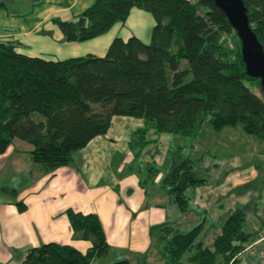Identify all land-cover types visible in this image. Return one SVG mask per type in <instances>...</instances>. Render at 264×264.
<instances>
[{
    "label": "trees",
    "instance_id": "obj_1",
    "mask_svg": "<svg viewBox=\"0 0 264 264\" xmlns=\"http://www.w3.org/2000/svg\"><path fill=\"white\" fill-rule=\"evenodd\" d=\"M242 2L264 50V0ZM134 4L154 19L149 42L116 37L103 57L50 61L20 54L15 45L0 42V155L15 140L24 141L31 145V160L41 174H51L69 166L73 155L92 139L105 135L115 116L143 121L129 141L134 158L148 144L150 130L196 138L205 122L217 132L240 125L246 135L264 142V94L258 79L247 76L240 42L212 0H93L74 21L53 22L63 41L83 43L125 23ZM248 85L257 86L261 96ZM182 150L169 149L170 170L158 187L185 215L191 191L208 180L198 170L202 158H185ZM146 170L142 186L159 173L152 165ZM7 192L17 195L9 188ZM16 206L25 210L20 202ZM65 215L73 238L89 241L91 247L81 253L70 245L43 243L25 252L23 264H91L108 257L109 245L96 214L69 209ZM244 226V209L238 207L223 217L221 233L211 247L197 242L203 221L190 229L164 224L151 230L152 239L158 230V253L166 264H215L217 258L220 264H241L239 256L251 236Z\"/></svg>",
    "mask_w": 264,
    "mask_h": 264
},
{
    "label": "crops",
    "instance_id": "obj_2",
    "mask_svg": "<svg viewBox=\"0 0 264 264\" xmlns=\"http://www.w3.org/2000/svg\"><path fill=\"white\" fill-rule=\"evenodd\" d=\"M0 1L4 3L0 9V42L15 45L20 54L50 61L85 55L103 57L114 38L126 40L135 36L126 31L133 28L131 23L141 22L144 15V10L132 7L125 23L115 24L100 37L83 43H67L53 19L74 21L93 0H38L35 5L32 0H18L27 7L23 12L12 8L16 0ZM151 22L154 25L152 16L151 21H146L149 28ZM137 38L149 39V33L145 31L144 37L137 35ZM143 126L140 119L113 117L105 135L95 137L75 153L69 166L48 175L41 174L32 162L31 145L15 140L0 155V264H23L27 250L50 242L70 245L85 253L91 243L73 238L65 215L69 209L96 214L102 225L109 255L91 264L118 260L129 264H158L155 254H148L152 250V227L164 224L189 227L203 221L202 235L197 242L211 247L221 233L223 217L238 207L244 209L243 231L251 234L239 256L241 264H264V170L246 160L249 147L241 153V146L232 144L236 139L235 130L219 131L233 145L229 158L217 161L209 152L204 153L198 170L208 184L191 191V212L182 215L168 202L164 189L157 187L159 178L170 170L169 149L181 147L184 154L187 142L150 130L148 144L134 158L129 141L132 133ZM237 136L236 140L242 143L252 146L257 143L239 130ZM199 137H192V153L200 151ZM150 165L159 173L142 186L140 182L148 177L146 167ZM247 184L252 187L237 191ZM7 188L17 192L15 198ZM18 202L25 206L23 212L18 210ZM208 221L218 226L208 228ZM155 237L158 239L159 233H153Z\"/></svg>",
    "mask_w": 264,
    "mask_h": 264
},
{
    "label": "rangeland",
    "instance_id": "obj_3",
    "mask_svg": "<svg viewBox=\"0 0 264 264\" xmlns=\"http://www.w3.org/2000/svg\"><path fill=\"white\" fill-rule=\"evenodd\" d=\"M16 2H17V4H15V6L12 7L15 11L23 12L27 9V7H24V5H21L18 2V0H16ZM135 7H136V5L134 4V8ZM148 19H150V21H151V14L147 11H144V15H142L141 19L139 20L141 22L131 23V26L133 28L127 30L126 32L135 35V37H137V35H139L140 37H144L145 31H146V34L149 33V39L144 40L143 38H141V40L146 42V43L149 42L150 36H151V31H152V28L154 25L151 22V27L149 28L146 25V21ZM184 65H185V62H182V67H185ZM248 86L251 88V90L256 95L261 96V91L257 86H251V85H248ZM233 129L235 130L236 139H238V136H237L238 130L241 131L242 134L245 136V134L242 131V127L240 125L236 126V128H233ZM226 130H228V129H225V131ZM182 139L186 140L185 142H187V147H186L184 154H183V156L185 158L191 157L194 159H199V158L203 157L204 153L207 154V152H209L210 155H212V157H214L213 159L220 161V159L229 158V157H227V155L231 152V149L233 147L232 144L236 143V144H234V146H241V148H240L241 153L246 151V147H249L248 152L245 155L246 160L249 161L250 163H252V162L257 163L256 165L258 167H261V168H259V170H262V169L264 170V143L260 139L254 137V136H251V138H249V139L257 142L258 144L255 143V145H253V146L250 145L249 143L248 144L242 143V141L236 140V139L232 142V144H230V141L225 138V133H219L217 131H214L211 128V126L205 122L202 126L200 137L198 139V146L200 147V151H197V152L195 151L194 153H192L190 151V145H191L190 142L192 140V137H186V138H182ZM237 143H239L240 145ZM193 146H196V144H193ZM227 147H229V149ZM147 173H146V175H147ZM262 177H264V174L262 175ZM162 179H163V176L159 178V180H158L159 184H160V182H162ZM148 186H150V185H148ZM149 188L151 189V187H149ZM157 188L159 189L160 187H157ZM190 212H191V206H190L189 213ZM192 212H194V211L192 210ZM200 222L193 223L191 226L186 227V228L190 229ZM207 224H208V228L218 226V223H212L210 221H208ZM185 230H187V229H185ZM157 232H158V230L153 231V233H157ZM201 235H202V233L200 234V236ZM156 237L154 239H152V243H153V245L155 244V246L152 247V250L148 254H153V255L155 254V261H157L158 264H166V260L163 259L160 256V254L158 253L160 245H158ZM160 249H161V247H160ZM95 261L100 262L99 259H95ZM220 263H221V259L217 258L215 264H220Z\"/></svg>",
    "mask_w": 264,
    "mask_h": 264
},
{
    "label": "water",
    "instance_id": "obj_4",
    "mask_svg": "<svg viewBox=\"0 0 264 264\" xmlns=\"http://www.w3.org/2000/svg\"><path fill=\"white\" fill-rule=\"evenodd\" d=\"M223 12L241 45V58L247 76L258 79L264 94V50L250 27L242 0H212Z\"/></svg>",
    "mask_w": 264,
    "mask_h": 264
}]
</instances>
